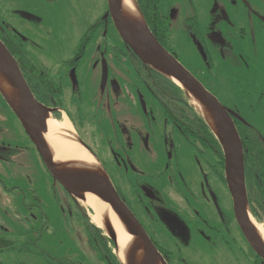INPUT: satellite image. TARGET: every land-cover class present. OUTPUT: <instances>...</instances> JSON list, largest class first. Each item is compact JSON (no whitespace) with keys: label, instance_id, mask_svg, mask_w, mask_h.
Returning <instances> with one entry per match:
<instances>
[{"label":"flooded vegetation","instance_id":"obj_1","mask_svg":"<svg viewBox=\"0 0 264 264\" xmlns=\"http://www.w3.org/2000/svg\"><path fill=\"white\" fill-rule=\"evenodd\" d=\"M79 2L87 27L78 44L54 47L48 38L55 32L53 20L67 18L63 0H2L0 40L34 98L50 111L52 121L69 123L70 138L104 168L167 264H264L238 224L223 149L214 133L181 89L126 46L108 0L95 6ZM137 3L155 38L232 118L244 151L249 214L259 231L264 226V0ZM40 169L61 190L63 215L85 227L87 246L101 256L105 233L55 183L0 94V206L20 227L9 241L5 235L13 230L0 224L6 246L43 244L38 230L47 223L38 215L41 199L33 196L28 203L24 196L21 208L13 207L18 188L7 185L8 178L33 182ZM42 253L53 264H80ZM102 261L117 264L108 256Z\"/></svg>","mask_w":264,"mask_h":264},{"label":"water","instance_id":"obj_2","mask_svg":"<svg viewBox=\"0 0 264 264\" xmlns=\"http://www.w3.org/2000/svg\"><path fill=\"white\" fill-rule=\"evenodd\" d=\"M108 3L115 27L126 46L143 64L180 88L214 133L223 149L225 174L238 224L253 249L264 259V241L249 214L243 146L227 109L155 38L137 0H131L132 8L125 4V0H108ZM0 94L37 147L55 183L80 203L86 204L88 194L99 198L111 208L123 225L130 238L129 246L124 251V261L116 253V250L119 252L117 232L111 220L104 218L103 227L100 228L112 242L118 262L167 264L134 214L120 199L109 175L85 147L83 150L91 157L92 165L79 161L55 160L46 139L48 122L51 120L50 111L34 98L19 64L1 40ZM72 141L81 145L77 140Z\"/></svg>","mask_w":264,"mask_h":264},{"label":"rangeland","instance_id":"obj_3","mask_svg":"<svg viewBox=\"0 0 264 264\" xmlns=\"http://www.w3.org/2000/svg\"><path fill=\"white\" fill-rule=\"evenodd\" d=\"M29 1L35 2L36 0ZM79 1H88L91 2V6H95L99 5L101 0H63V3H65L67 7V18L53 20L55 32L54 35H50L48 38L51 40V46L72 47L78 44L81 31L87 27V23H83L84 19H82L85 10ZM1 5L2 0H0V18L2 15ZM80 7L82 11L81 9L79 10ZM16 20H12V23L18 25V21ZM34 40L39 44L47 45L43 39ZM10 172L11 171H8L7 173ZM24 173L25 171L23 170L22 174ZM17 174V176H19V172H17ZM7 182L8 188H10V186L12 187V185L18 188V190L15 189L13 191V207H19L20 205L21 208L24 196L27 198L28 203L31 202V197L33 196H38V198L41 199V202H38L40 206L38 215L40 217L42 215L45 216L47 228L38 230L40 240L43 242L40 248L38 244H35L37 245L35 247L6 246L5 240L3 241V238H0V249H2L0 253V264H53V260L48 258V255L45 256L42 250L46 254L53 256L51 258L55 257L56 261H71L80 264H105L102 259H100L101 256L94 253L89 245L87 246L88 234L86 233L85 227L83 225H77L74 219L63 215L60 207V201L62 200L61 190L54 188L52 179L48 180V175L44 174L42 169H40L39 176L33 182H28L26 178L23 179V182L20 181L16 183L11 182L10 178H8ZM81 204L88 210V215L91 218V216L94 215V211L86 204ZM5 209L6 207L0 206V224L6 225L7 227L9 226L13 230L12 233H6L5 235L6 239L11 241L16 237L15 235H10L17 234V231L20 233V227H18V224H16L14 220L11 221L8 219L9 217H7ZM41 225H43L42 221ZM24 233L25 230H23V234ZM18 245H20V243H18Z\"/></svg>","mask_w":264,"mask_h":264},{"label":"bare ground","instance_id":"obj_4","mask_svg":"<svg viewBox=\"0 0 264 264\" xmlns=\"http://www.w3.org/2000/svg\"><path fill=\"white\" fill-rule=\"evenodd\" d=\"M125 4L129 8H132L131 0H125ZM48 123L49 132L46 134V139L57 162L79 161L89 165L93 164L88 153L71 140L69 136L71 127L67 121L59 123L50 120ZM86 205L94 211L95 216L93 215L91 218L100 228L103 227L102 221L104 218H109L111 220L113 227L117 232L119 252L116 250V253L121 261H124V251L129 246L130 238L123 225L119 223L111 208L99 198L91 194L86 195ZM263 228H259V232L264 241Z\"/></svg>","mask_w":264,"mask_h":264},{"label":"trees","instance_id":"obj_5","mask_svg":"<svg viewBox=\"0 0 264 264\" xmlns=\"http://www.w3.org/2000/svg\"><path fill=\"white\" fill-rule=\"evenodd\" d=\"M159 75V74H158ZM161 76V75H160ZM162 77V76H161ZM164 78V77H163ZM166 79V78H165ZM174 88H177L178 90H180V88H178L172 81L166 79ZM181 93L182 90H180ZM92 219V218H91ZM92 222L97 226L99 227L95 222L94 220L92 219ZM100 228V227H99ZM99 232L102 233V231L98 230ZM95 238V237H94ZM100 242V241H99ZM100 245V248H98L102 253H101V256H102V259L105 260V257L108 256L112 259V261L116 262L117 264H120L115 256V254L113 253V244L112 242L106 237V236H103V243L102 244H99ZM111 245V247H110Z\"/></svg>","mask_w":264,"mask_h":264}]
</instances>
